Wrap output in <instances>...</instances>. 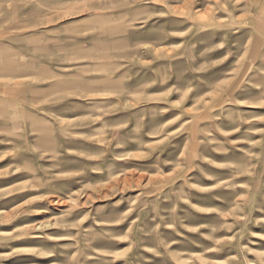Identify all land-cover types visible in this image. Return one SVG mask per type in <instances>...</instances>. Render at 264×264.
<instances>
[{
  "label": "rangeland",
  "instance_id": "obj_1",
  "mask_svg": "<svg viewBox=\"0 0 264 264\" xmlns=\"http://www.w3.org/2000/svg\"><path fill=\"white\" fill-rule=\"evenodd\" d=\"M0 264H264V0H0Z\"/></svg>",
  "mask_w": 264,
  "mask_h": 264
}]
</instances>
